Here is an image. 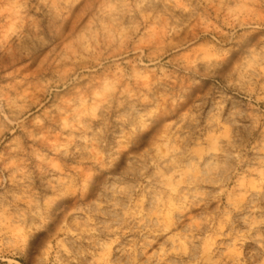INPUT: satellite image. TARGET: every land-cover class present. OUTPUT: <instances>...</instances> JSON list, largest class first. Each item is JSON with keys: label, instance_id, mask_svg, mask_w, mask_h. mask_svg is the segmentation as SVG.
Listing matches in <instances>:
<instances>
[{"label": "rangeland", "instance_id": "obj_1", "mask_svg": "<svg viewBox=\"0 0 264 264\" xmlns=\"http://www.w3.org/2000/svg\"><path fill=\"white\" fill-rule=\"evenodd\" d=\"M0 264H264V0H0Z\"/></svg>", "mask_w": 264, "mask_h": 264}]
</instances>
